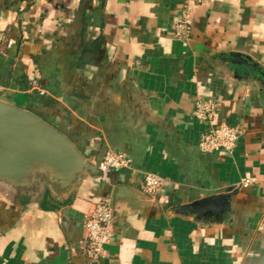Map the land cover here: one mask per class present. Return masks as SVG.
<instances>
[{
  "label": "crops",
  "instance_id": "crops-1",
  "mask_svg": "<svg viewBox=\"0 0 264 264\" xmlns=\"http://www.w3.org/2000/svg\"><path fill=\"white\" fill-rule=\"evenodd\" d=\"M0 32L2 101L96 166L107 150L130 160L68 194L0 192V264H264V0H0ZM198 100L215 104L212 120ZM218 124L236 130L234 146L201 151ZM147 173L161 180L152 194ZM117 184L151 203L113 216L90 259L84 220ZM221 195L222 207L176 210Z\"/></svg>",
  "mask_w": 264,
  "mask_h": 264
},
{
  "label": "water",
  "instance_id": "water-1",
  "mask_svg": "<svg viewBox=\"0 0 264 264\" xmlns=\"http://www.w3.org/2000/svg\"><path fill=\"white\" fill-rule=\"evenodd\" d=\"M230 59L234 65L248 62L234 52ZM88 175L98 177L99 169L66 135L38 115L0 99V192L39 194L47 187L54 194H68ZM151 200L140 189L117 184L110 199L112 217L137 212ZM226 200L223 195L208 197L176 210L194 213L198 207H222Z\"/></svg>",
  "mask_w": 264,
  "mask_h": 264
},
{
  "label": "built area",
  "instance_id": "built-area-1",
  "mask_svg": "<svg viewBox=\"0 0 264 264\" xmlns=\"http://www.w3.org/2000/svg\"><path fill=\"white\" fill-rule=\"evenodd\" d=\"M189 6L186 3L182 9L178 20L175 23V34L187 37L189 34ZM3 33L0 32V45L3 41ZM195 114L205 121L212 120L215 114V104L210 101L198 100L195 103ZM237 139L236 130L226 124L213 125L200 135L198 146L201 151L211 152L216 150L230 151ZM130 160L128 157L113 150H107L99 161L97 168L100 174H106L111 170H122L129 168ZM145 192L152 194L161 185L160 178L152 173L145 174ZM248 180H243V184H248ZM112 213L109 200H102L94 204L90 214L84 220L86 231L85 254L90 259H96L102 255L105 245L111 238L110 225Z\"/></svg>",
  "mask_w": 264,
  "mask_h": 264
}]
</instances>
